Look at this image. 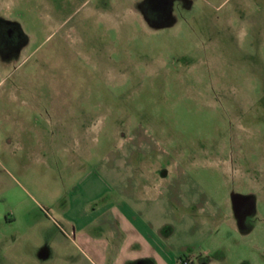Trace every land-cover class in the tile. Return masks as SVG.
I'll return each instance as SVG.
<instances>
[{
    "label": "rangeland",
    "instance_id": "obj_1",
    "mask_svg": "<svg viewBox=\"0 0 264 264\" xmlns=\"http://www.w3.org/2000/svg\"><path fill=\"white\" fill-rule=\"evenodd\" d=\"M123 201L264 264V0H0V264H89L74 208Z\"/></svg>",
    "mask_w": 264,
    "mask_h": 264
},
{
    "label": "crops",
    "instance_id": "obj_2",
    "mask_svg": "<svg viewBox=\"0 0 264 264\" xmlns=\"http://www.w3.org/2000/svg\"><path fill=\"white\" fill-rule=\"evenodd\" d=\"M167 176L164 172L148 178L153 189L158 190V184ZM148 182L144 183L151 187ZM126 202L102 207L92 206L90 202L88 209L74 208L71 223L83 245L93 254L89 264H181V258L191 259L192 264H224L222 255H214L220 245L210 249L204 244L214 238V231L176 219L169 213L170 208L162 209L164 216L160 222L155 220V215L161 214V209L136 207ZM7 221L14 223L15 219L7 218ZM232 228L250 231L236 221ZM179 235L184 244L179 242Z\"/></svg>",
    "mask_w": 264,
    "mask_h": 264
},
{
    "label": "flooded vegetation",
    "instance_id": "obj_3",
    "mask_svg": "<svg viewBox=\"0 0 264 264\" xmlns=\"http://www.w3.org/2000/svg\"><path fill=\"white\" fill-rule=\"evenodd\" d=\"M10 36H14L13 32ZM255 212L252 200L239 199L236 208V217L238 222L242 227L246 228V221L249 219L250 215Z\"/></svg>",
    "mask_w": 264,
    "mask_h": 264
},
{
    "label": "built area",
    "instance_id": "obj_4",
    "mask_svg": "<svg viewBox=\"0 0 264 264\" xmlns=\"http://www.w3.org/2000/svg\"><path fill=\"white\" fill-rule=\"evenodd\" d=\"M182 264H192V260L189 258H185L182 260Z\"/></svg>",
    "mask_w": 264,
    "mask_h": 264
},
{
    "label": "trees",
    "instance_id": "obj_5",
    "mask_svg": "<svg viewBox=\"0 0 264 264\" xmlns=\"http://www.w3.org/2000/svg\"><path fill=\"white\" fill-rule=\"evenodd\" d=\"M182 260H183V258H181V260H180V263L182 264Z\"/></svg>",
    "mask_w": 264,
    "mask_h": 264
}]
</instances>
